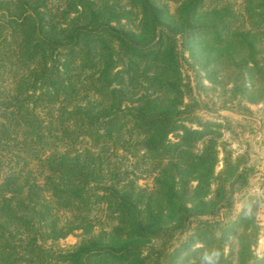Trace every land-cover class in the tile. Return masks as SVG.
I'll list each match as a JSON object with an SVG mask.
<instances>
[{
  "label": "trees",
  "instance_id": "1",
  "mask_svg": "<svg viewBox=\"0 0 264 264\" xmlns=\"http://www.w3.org/2000/svg\"><path fill=\"white\" fill-rule=\"evenodd\" d=\"M183 50L209 82L264 73V0H0V264H264L257 203L200 219L231 204L233 170L191 115Z\"/></svg>",
  "mask_w": 264,
  "mask_h": 264
},
{
  "label": "rangeland",
  "instance_id": "2",
  "mask_svg": "<svg viewBox=\"0 0 264 264\" xmlns=\"http://www.w3.org/2000/svg\"><path fill=\"white\" fill-rule=\"evenodd\" d=\"M236 58L238 59V56ZM224 68L226 69L213 71L217 76L209 82L206 73L190 56V52L188 50L182 52L181 72L185 81L189 82V96L193 99L190 103L193 108L191 115H195L203 123L218 125L213 129L219 134L217 136L219 161L215 170L221 169L226 153L229 155L233 170L229 188L231 204L224 206L215 216H202L200 219L234 221L248 202L249 205L257 203L253 216L259 228L258 235L254 243H251L250 238L248 243L250 251L258 258L264 254V73L255 70L252 75L244 72L241 76L239 74V71H242L241 66ZM261 69L264 72V66H261ZM243 86L251 90L242 93ZM186 124L199 128L194 123ZM169 138L175 141L173 136L170 135ZM200 147L201 144L198 143L197 148ZM124 162L130 166V170H134L133 176L138 185H152V174H148L151 167L148 163L143 164L133 157H126ZM251 212L253 211L249 210V213ZM195 225L193 222L190 228ZM235 226L234 224L226 228V232L222 233L226 240L223 248L224 257L229 255L230 249L227 244L235 237L233 233ZM250 230L251 228L247 229L248 234L252 233ZM81 237V232L76 230L57 240L56 245L67 248L77 243ZM182 237L183 234L179 235L175 244ZM198 245L195 244V247ZM226 260L230 264H248L245 260L238 262L235 256H229Z\"/></svg>",
  "mask_w": 264,
  "mask_h": 264
}]
</instances>
